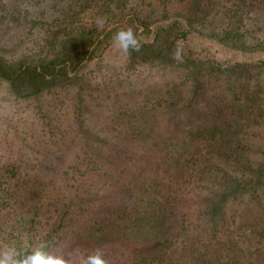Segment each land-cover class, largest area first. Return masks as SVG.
<instances>
[{"label": "trees", "instance_id": "obj_1", "mask_svg": "<svg viewBox=\"0 0 264 264\" xmlns=\"http://www.w3.org/2000/svg\"><path fill=\"white\" fill-rule=\"evenodd\" d=\"M0 82V249L264 264V0H0Z\"/></svg>", "mask_w": 264, "mask_h": 264}, {"label": "clouds", "instance_id": "obj_2", "mask_svg": "<svg viewBox=\"0 0 264 264\" xmlns=\"http://www.w3.org/2000/svg\"><path fill=\"white\" fill-rule=\"evenodd\" d=\"M96 23L103 26L104 18H97ZM115 47L124 52L140 51L141 43L131 27L121 29L113 37ZM0 264H109L103 249L83 255L79 252L63 253L52 251L46 241L36 244L30 253L20 254L15 248L0 249Z\"/></svg>", "mask_w": 264, "mask_h": 264}, {"label": "rangeland", "instance_id": "obj_3", "mask_svg": "<svg viewBox=\"0 0 264 264\" xmlns=\"http://www.w3.org/2000/svg\"><path fill=\"white\" fill-rule=\"evenodd\" d=\"M45 1H51V0H45ZM116 51V52H115ZM120 51V50H119ZM118 51V49L114 46L112 47V50H111V53L109 55H107L106 59H108L110 62H114L116 61V58L118 56V54H120V52ZM237 51H232V52H228L227 54L223 53L224 56L225 55H229L231 53H236ZM239 53V52H237ZM111 59V60H110ZM115 63H118V62H115ZM98 97V94L96 95ZM92 99V98H91ZM112 99L113 97H111L109 94H107V97L104 98L101 102L102 104H106L108 105L109 103L112 102ZM118 98H116L117 100ZM93 100V99H92ZM97 101V100H95ZM15 104V99L11 98L8 91H6L5 89V86L3 83L0 82V115H2L3 117H5V115L9 112L10 108H11V111H13V109L15 108L16 110H14V113H13V117L12 119H8L7 115L4 119H8L9 122H10V125L12 128L13 125L12 123H15V120L20 124V121H22V116H23V113L25 110H23L22 106H14ZM5 133V128L4 127H0V135L4 134ZM8 135V134H7ZM72 150H69L66 155H70L72 153Z\"/></svg>", "mask_w": 264, "mask_h": 264}]
</instances>
